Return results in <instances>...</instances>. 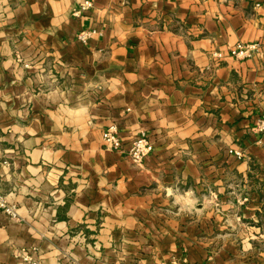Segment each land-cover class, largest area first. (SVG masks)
<instances>
[{
	"label": "crops",
	"instance_id": "1",
	"mask_svg": "<svg viewBox=\"0 0 264 264\" xmlns=\"http://www.w3.org/2000/svg\"><path fill=\"white\" fill-rule=\"evenodd\" d=\"M82 1L0 0V264H264V0Z\"/></svg>",
	"mask_w": 264,
	"mask_h": 264
},
{
	"label": "built area",
	"instance_id": "2",
	"mask_svg": "<svg viewBox=\"0 0 264 264\" xmlns=\"http://www.w3.org/2000/svg\"><path fill=\"white\" fill-rule=\"evenodd\" d=\"M91 0H83L80 3V6L75 12H78L80 9H88L91 7ZM95 33L94 29H82L77 33V38L83 42H86L93 34ZM260 43L258 42H247V43H237L234 47L230 49V54L236 57L239 56H250L254 52L260 49ZM264 51V50H263ZM220 55V54H219ZM102 140L106 147L111 149L120 150L122 148V142L120 137L117 134V129L115 124L108 125L102 131ZM152 143L149 140L148 136L145 133L134 137L131 141V145L128 149L129 158L133 163L139 164L143 161V158L152 150ZM233 153L237 156H241V152L238 149H233ZM0 209L4 213L10 216H15L16 211L13 204H7L3 200H0ZM24 258L28 259V255L25 254ZM30 264H37L36 261L32 260ZM158 264H182L175 259H170L168 262H161Z\"/></svg>",
	"mask_w": 264,
	"mask_h": 264
},
{
	"label": "rangeland",
	"instance_id": "3",
	"mask_svg": "<svg viewBox=\"0 0 264 264\" xmlns=\"http://www.w3.org/2000/svg\"><path fill=\"white\" fill-rule=\"evenodd\" d=\"M153 148V147H152ZM240 152H241V156H243V152H242V150L241 149H238ZM229 151L230 152H232L233 153V149H229ZM236 155V154H235ZM237 156V155H236ZM238 157H240V156H238ZM144 159V158H143ZM142 163V162H141ZM136 164V163H135ZM140 164V163H139ZM0 200H3L4 202H6L7 204H12V202H9L7 199H5V197L2 195V194H0ZM2 210V209H1ZM3 211V210H2ZM4 214H6V213H4ZM26 255H28V254H26ZM25 256V255H24ZM28 257H29V255H28ZM29 259V258H28Z\"/></svg>",
	"mask_w": 264,
	"mask_h": 264
}]
</instances>
